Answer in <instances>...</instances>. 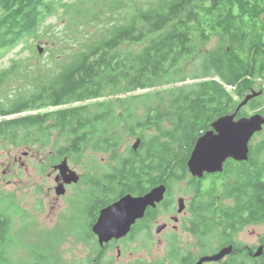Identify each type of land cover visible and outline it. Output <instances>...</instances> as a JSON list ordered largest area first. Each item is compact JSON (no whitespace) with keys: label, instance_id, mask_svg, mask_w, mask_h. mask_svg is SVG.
Instances as JSON below:
<instances>
[{"label":"trees","instance_id":"1","mask_svg":"<svg viewBox=\"0 0 264 264\" xmlns=\"http://www.w3.org/2000/svg\"><path fill=\"white\" fill-rule=\"evenodd\" d=\"M103 1L105 11L99 10ZM61 9L70 25L99 17L106 30L87 42L75 34L58 70L38 55L33 88L0 94V138L30 140L55 131L59 157L78 155L86 146L109 153L111 168L83 179L87 187L104 189V206L190 175L203 227L230 235L238 222L264 221V132L251 140L247 160L229 159L220 173L192 177L187 165L197 139L237 109L256 79H264V0H0V60L42 37L41 26ZM214 37L215 46L201 48L199 40ZM24 62L15 58L0 69V90ZM189 79L195 81L174 86ZM262 97L239 113L255 112ZM129 136L141 144L123 152ZM229 198L232 204L225 202ZM12 228L11 214L0 209V264H56L37 248L29 250V260L15 259ZM224 241L237 242L219 238ZM200 243L206 247L205 238ZM241 246L237 242L236 249ZM224 264H264V253L233 254Z\"/></svg>","mask_w":264,"mask_h":264},{"label":"rangeland","instance_id":"2","mask_svg":"<svg viewBox=\"0 0 264 264\" xmlns=\"http://www.w3.org/2000/svg\"><path fill=\"white\" fill-rule=\"evenodd\" d=\"M105 4L106 1H103L99 10L105 11ZM63 12L64 9H61L58 15L50 17L41 26L44 32L42 37L20 44L0 60V69L9 68L15 58L21 62L26 61L15 74L10 76L11 81H7L5 86L1 87L0 94L11 97L14 93L26 94L33 88L31 76H35L33 71L37 69L41 60L38 55H43L42 63H46L53 71L58 70V63L71 45L72 38H76L75 34L79 35L83 42H87L97 38L106 30V26H102L99 17L94 20L89 16L88 21L79 20L76 24L70 25L71 16L62 15ZM216 43L217 38L215 37L207 43L199 40L201 48H211ZM31 45L34 46L35 51L40 45L44 49L43 53L37 51V56H34ZM69 57L66 58L69 59ZM194 81L189 79L186 82L175 83L174 86ZM256 85L259 87L260 83L257 82ZM16 116L18 115L11 117ZM21 136L14 142L8 137L0 138V198L3 202L0 209L10 213L13 219L11 231L13 241L10 244L13 257L29 260V250L37 248L42 252H49L53 256L50 255L51 260L56 264H89V254L93 243L88 245L84 240L91 235L88 221L81 224L82 215L76 222L74 221L75 210L71 202L75 203L78 200L69 202L72 194L69 190L63 195L56 193L55 172L52 166L47 168L62 159L58 156L57 142L59 140L55 131L49 136L34 134L30 140ZM137 138L126 137L121 150L126 152ZM38 141L47 142V147H41L42 142ZM46 155L51 159L42 165L41 172L38 165ZM16 157H21V159L16 160ZM69 164L81 176L82 180L76 183L77 186L87 187L83 179L89 176L93 180L96 179L98 175L95 171L97 169L101 172L108 171L112 166V161L109 153L86 146L80 154L69 156ZM190 179L188 175L184 179L174 181L170 186L173 190L191 197L189 196L191 192L188 191L191 189L188 183ZM77 232L85 238H78ZM262 233H264L263 222L249 225L237 233L236 240L239 244L254 246L257 249ZM155 239L163 241V238ZM181 242L186 251L196 250V241L193 238H181ZM146 243V238H135L130 240L129 247H134L135 251L144 252L147 247ZM151 247L157 254L163 252L164 249L163 245L155 240ZM139 252L136 255H139ZM158 260H162V257L158 256Z\"/></svg>","mask_w":264,"mask_h":264},{"label":"flooded vegetation","instance_id":"3","mask_svg":"<svg viewBox=\"0 0 264 264\" xmlns=\"http://www.w3.org/2000/svg\"><path fill=\"white\" fill-rule=\"evenodd\" d=\"M257 82L260 83L259 87H257L256 85ZM253 93H257V96L251 98L248 103H250L253 99L257 97L263 96L262 98H264L263 78L255 80L251 89H249L245 93L243 100L246 96ZM255 113L264 114V103L252 114ZM250 115H241L238 112L237 118ZM262 132H264V130ZM20 159L21 157H16V160ZM50 159L51 157L46 155L45 159L42 160L41 164L38 165V167L40 166L41 172L42 165H44V163L48 162ZM64 159H66L69 164V156L65 155V157H63L61 161ZM61 161L55 163L51 162L52 164L47 167L48 169L51 166L53 167V171L55 172V181L57 184L60 183L62 180L59 177L60 171L57 168V165ZM69 166L71 167L70 164ZM80 180H82L81 176ZM158 184H164L167 187L163 200L157 203L155 206L149 205L145 211L144 217L138 219L135 224L132 225V228L127 235L120 238H112L108 242H105L103 245L99 242L98 235L94 233L93 226L99 218L101 209L105 207V197L103 194L104 189L99 187H78L76 183L67 184V190L72 191L69 202L78 200L75 203L71 202V205L75 210L74 221L76 222L79 216L82 215L81 224L88 221V224L90 226L91 235L86 239H84L85 237H82L77 232L78 238H83L86 244L88 243L89 245L91 244V242L93 243L89 254V264H197L201 260V258L208 255H212L225 246L233 245V252L221 261L203 262V264H224L229 260V256H232L233 254H235L236 257H239L240 253H248L252 256V253L256 251V248L254 246L244 244H241L242 246L240 248V251H238L236 249L237 242H230L228 244L224 241L221 243L219 242V238H237V233L242 228L249 225L259 224L262 222L264 223V221L259 223L238 222L236 224L235 230H233L235 233H232L230 235H224L221 233V229L217 231L213 227H203L202 223L199 222L200 218L198 214H196V212L199 213L197 207L200 204V195L194 193L193 189L188 190L189 192H191V194L189 195L191 197H187L185 193L173 190L170 184L168 183L162 182ZM76 190L77 193H75ZM149 190L145 191L142 194H132L144 195ZM182 197L185 200V208L180 211L179 199ZM119 198H116L111 203L118 200ZM225 202L232 204L234 200L233 198H229L226 199ZM247 216L248 214H246V217ZM198 222L199 224L196 225ZM228 231L233 232L230 229ZM233 234L235 235L233 236ZM260 236L261 239L259 246L264 243V233L260 234ZM135 238H146L147 247H145L144 252L135 251L133 250L134 247H129L130 240H134ZM155 238H163V241L156 240ZM181 238H193L196 241V250L186 251L185 248L182 247ZM200 238L206 239L205 248L202 247L200 243ZM154 240L158 241L161 245H163V252H159L157 254L153 251V246L151 247V244ZM213 246L214 248H212ZM137 252H139V255H136ZM158 256L162 257V260L159 261Z\"/></svg>","mask_w":264,"mask_h":264},{"label":"water","instance_id":"4","mask_svg":"<svg viewBox=\"0 0 264 264\" xmlns=\"http://www.w3.org/2000/svg\"><path fill=\"white\" fill-rule=\"evenodd\" d=\"M38 50L40 53L44 51L40 45H38ZM255 96L257 93L246 96L235 112L217 118L212 123V127L197 139L187 162L193 177L203 178L207 173L214 174L223 171L226 159L229 157H233L237 161L248 159L251 140L256 133L261 132L264 128V114L255 113L240 118H237V115ZM140 144L141 138H138L133 144V148L138 149ZM57 168L62 180L57 184L55 190L58 195H63L67 191V184L78 183L80 176L69 166L66 159L59 163ZM166 190V185L158 184L144 195L127 193L103 207L97 222L93 226V231L98 235L99 242L103 245L112 238L127 235L132 225L144 217L149 205L155 206L163 200ZM179 206L180 211L185 208L183 197L179 199ZM233 250V245L225 246L214 254L201 258L197 264H203L205 261H221ZM263 253L264 243L252 255L260 257Z\"/></svg>","mask_w":264,"mask_h":264},{"label":"bare ground","instance_id":"5","mask_svg":"<svg viewBox=\"0 0 264 264\" xmlns=\"http://www.w3.org/2000/svg\"><path fill=\"white\" fill-rule=\"evenodd\" d=\"M39 51V50H38ZM229 159H235V158H233V157H229L228 159H226V160H229ZM168 221V220H167Z\"/></svg>","mask_w":264,"mask_h":264}]
</instances>
